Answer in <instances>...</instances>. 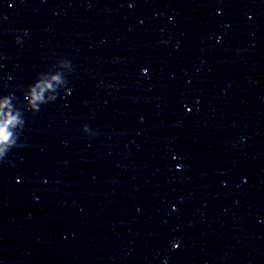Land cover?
I'll list each match as a JSON object with an SVG mask.
<instances>
[{
    "label": "clouds",
    "instance_id": "1",
    "mask_svg": "<svg viewBox=\"0 0 264 264\" xmlns=\"http://www.w3.org/2000/svg\"><path fill=\"white\" fill-rule=\"evenodd\" d=\"M35 100H40L41 96L34 94ZM7 101H5V104ZM3 107V105H0ZM18 122L17 118L11 115L5 116L3 120H0V155H2L8 147L12 144V133L9 131L11 127H14Z\"/></svg>",
    "mask_w": 264,
    "mask_h": 264
}]
</instances>
